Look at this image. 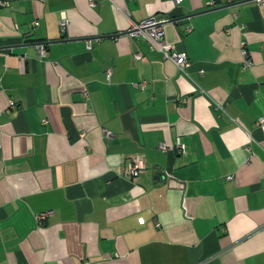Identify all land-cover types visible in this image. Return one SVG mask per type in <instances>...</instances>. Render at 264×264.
<instances>
[{"label":"crops","instance_id":"crops-1","mask_svg":"<svg viewBox=\"0 0 264 264\" xmlns=\"http://www.w3.org/2000/svg\"><path fill=\"white\" fill-rule=\"evenodd\" d=\"M209 1L0 0V264H264V3Z\"/></svg>","mask_w":264,"mask_h":264},{"label":"built area","instance_id":"built-area-1","mask_svg":"<svg viewBox=\"0 0 264 264\" xmlns=\"http://www.w3.org/2000/svg\"><path fill=\"white\" fill-rule=\"evenodd\" d=\"M174 5H179L181 4L184 0H171ZM256 5L263 4L264 0H250ZM4 3L0 2V6L3 5ZM215 2L214 0H210L208 2V6H214ZM89 6L94 7L95 4L93 1H89ZM165 23V20L163 19H158L156 17H150L146 20L140 21V22H130L129 26L126 30L125 35L128 36L130 39H142L149 47L151 50L161 54L163 60L166 62H169L175 66V68L179 71L184 72L185 69L188 67V57L185 52H180L176 50H168L164 44V32L162 29L163 24ZM68 22L65 18H60L58 21V27L60 32L63 34L66 31ZM35 49L37 51V54L40 58H45L46 57V48L44 44H37L35 45ZM86 49L90 50L91 49V43L90 41L86 42ZM241 56H242V62L243 66L250 67L251 66V61L249 59V55L247 51L245 50V45L244 43L241 44ZM134 60H140L141 54L140 53H135L133 55ZM106 76H110V70L106 71ZM143 84L140 86L143 88ZM9 106L12 107L13 104L9 102ZM216 107L220 110H222L220 105H216ZM260 124L264 123V118L259 120ZM104 134L109 137L110 134L106 131H104ZM159 149L162 151H173L177 154H184L185 153V146L177 140L175 145L173 147H168L165 144H160ZM143 169V162L141 160V157L136 155L130 164L127 167V174L130 178V180H136L139 173ZM52 215V211L45 212L42 214H39L35 217V220L38 223H41L44 221L48 216Z\"/></svg>","mask_w":264,"mask_h":264}]
</instances>
